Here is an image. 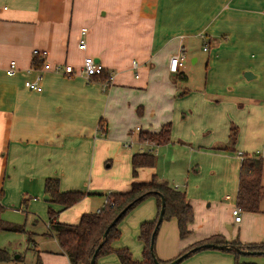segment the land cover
<instances>
[{"label":"crops","instance_id":"1","mask_svg":"<svg viewBox=\"0 0 264 264\" xmlns=\"http://www.w3.org/2000/svg\"><path fill=\"white\" fill-rule=\"evenodd\" d=\"M81 29L87 31L84 51L77 47ZM199 41L207 53L202 87L186 89L199 61ZM34 50L46 51L51 66H72L75 75L44 72L41 90H26L24 81L35 76ZM179 53L185 62L176 74L170 73L169 60ZM86 56L102 65L110 82L82 77ZM189 60L191 69L186 67ZM12 61L15 72L9 75ZM101 122L104 133L99 131ZM168 122L173 124L170 140L192 153L188 166L194 171L202 166V156L216 158L212 175L223 181L219 186L236 178L237 193L241 156L259 155L264 160V0H0V219L8 223L4 212L21 206L14 179L24 174L31 186L20 194L30 198L26 210L34 218L12 247L17 260L32 254L34 263L38 259L41 264H69L55 238L47 234V209L57 212L58 222L74 225L82 214L99 211L105 202L92 195L67 209L43 204L38 198L47 178L57 179L61 192L128 191L131 182H146L152 176L141 168L133 180V153L122 154L119 144L135 129L138 146H148L151 152L161 146L139 142V133L157 132ZM104 160L109 161L108 171ZM26 166L29 171L24 173ZM184 186L188 188L187 182ZM203 187L185 193L193 211L187 237L179 238L175 219L161 222L154 241L158 260L170 262L214 235L226 242H264V201L259 212H242L235 222L231 195L216 196ZM155 216V199L142 201L119 223L112 248L127 249L134 261H141L139 226ZM35 218L43 228H36ZM96 264L119 261L109 254ZM179 264H234V257L207 249Z\"/></svg>","mask_w":264,"mask_h":264},{"label":"trees","instance_id":"2","mask_svg":"<svg viewBox=\"0 0 264 264\" xmlns=\"http://www.w3.org/2000/svg\"><path fill=\"white\" fill-rule=\"evenodd\" d=\"M42 66V57L39 55H32L31 68L40 70ZM109 79V73L104 69L101 74L93 76L91 81H100L104 83L109 81ZM102 125L105 126L104 122H101L99 131L104 130ZM230 131L229 149H233V145L235 143V133L234 129H231ZM170 134L171 123L168 122L162 125L158 132H140L138 135V141L141 143H150L156 146H162L170 142ZM154 162L155 156L150 151L133 153L130 159L132 179H136L139 169L150 168L154 165ZM263 169L264 160L259 157V155L241 156L235 205L239 207L242 212H259V204L264 200V182L262 180ZM42 192L43 195L48 196V204L57 205L61 207V209H67L75 205L86 196L97 195L105 198V202L99 211L82 214L78 223L74 225L58 222L56 220L57 212L50 207L47 209L49 230V233L47 234L48 236L55 238L60 250L68 258L69 264H89V261L97 248L98 251L96 253L94 264H96L98 258L109 254H114L117 257L119 264H154L149 250V245L151 234L154 230L160 210V197L156 194L145 195L138 202H136L126 212V214L110 228L105 240L102 242V235L115 216L127 204L147 192H158L163 196L165 208L162 222L175 219L180 239H184L189 235V226L193 221V211L187 201L185 193L171 188L166 182L158 181L155 176H152L150 180L146 182H131L128 191H112L104 194L61 192L59 191V181L55 178H47L43 182ZM150 197L155 199L156 216L153 221L144 222L139 226L138 240L142 244V259L141 261H134L127 249L114 250L111 245L119 237L118 225L121 220L138 204ZM29 200L30 198H23L21 200V206L26 208V204ZM0 231L25 233L22 227L4 223L1 219ZM201 244H231L242 250L251 252L264 251V242L259 244H241L237 240L226 242L219 235H214L198 242L192 245L188 250ZM227 253L233 255L234 264H257L244 260L243 257L246 256L235 253L234 251H229ZM16 261L19 260H17L15 256L13 257L7 249L0 248V264H7L9 262ZM158 262L163 264L165 263L160 260H158ZM34 264H41V262L37 259Z\"/></svg>","mask_w":264,"mask_h":264},{"label":"rangeland","instance_id":"3","mask_svg":"<svg viewBox=\"0 0 264 264\" xmlns=\"http://www.w3.org/2000/svg\"><path fill=\"white\" fill-rule=\"evenodd\" d=\"M197 55L199 57L198 64L195 65L193 68V71L190 72L191 80L188 84H184V88L186 89H200L203 82V76H204V63L207 58V53L202 52V42L199 41V46L197 49ZM203 64V65H202ZM186 67H189L191 69L192 65H190V60L186 63ZM154 106V105H152ZM148 119L153 123L155 120L152 118L151 115H148ZM171 127H173V124L171 123ZM125 127V125L123 126ZM159 130H157L158 132ZM133 132V133H132ZM130 133L128 138L121 142L119 145L121 147L120 152L123 154L126 153H136V152H145L149 151L150 147L148 146H138V142L136 140V134L135 129ZM128 133V130L126 131V134ZM100 136V134H99ZM132 141V142H131ZM172 141V139L170 140ZM137 142V143H136ZM172 143V144H171ZM150 144V143H147ZM168 147H156L152 148L151 153L155 156V162L154 165L150 168L143 169L145 171V174H149L148 176H155L158 181L166 182L171 188H173L175 185L178 186L180 192L187 193V191L195 190L196 187H199L200 185L204 186L203 188L208 187L210 189H213L212 192L216 196H223L225 193H229L231 195V201L229 202L231 205H235L236 200V178L229 179L227 182H225L222 186H219L223 181H217L216 177L212 175V165L217 164L218 160L215 158L212 161L210 157L202 156L201 164L202 166H196L195 170L198 171V174H195V170L193 171L192 168L188 166V162L192 160V153L188 149L186 150V147L181 146L180 144L175 143V141L170 142L168 144ZM211 150V149H210ZM212 151V150H211ZM199 157V156H198ZM197 157V158H198ZM116 160L115 158H110V160ZM109 162L108 160H104L103 162V169L105 171H108L110 168H106ZM264 170V169H263ZM24 173L29 171V167L23 168ZM202 171V176H201ZM200 172V173H199ZM263 179H264V173H263ZM95 180V179H94ZM102 182H106L104 179H101ZM187 182L188 188L185 189L184 185ZM91 183L85 184V189H89ZM25 186H31L29 185V179L27 178V181L25 180V174L24 177L18 176L16 179H14V187L17 191V196L21 197L19 198V204L20 201L23 199L20 192L22 191V188ZM35 186V183H34ZM95 190V189H91ZM91 191L90 193H92ZM28 196L31 194V192H28ZM44 195L42 194L39 196V200L46 204L47 202L43 201ZM152 198V197H150ZM16 199L9 198V202L15 201ZM264 201V200H263ZM53 205V204H50ZM46 206V205H45ZM233 206V207H234ZM46 209H44V212ZM232 212V211H231ZM242 215V213H241ZM37 218L40 220L44 219L43 215H36ZM3 218L8 219V224L20 226L24 229L25 233L30 229L31 225L34 223L32 222L34 218L28 213L26 208L24 206L18 207V204L13 207L12 209H9L8 211L4 212ZM35 218V219H37ZM38 220V219H37ZM37 223L36 228L41 229L43 228L42 223ZM163 225V224H162ZM34 227H32L33 229ZM27 230V231H26ZM30 231V230H29ZM0 236V248L7 249L10 254H12V247L18 243L19 240H21L23 233H15V232H3ZM28 253V252H27ZM230 254V253H229ZM14 257V255H13ZM158 259V258H157ZM246 261H251L257 264H264V256L263 255H250L243 257ZM16 264H34L33 262V255L28 254V256L23 257L22 260L15 262Z\"/></svg>","mask_w":264,"mask_h":264},{"label":"built area","instance_id":"4","mask_svg":"<svg viewBox=\"0 0 264 264\" xmlns=\"http://www.w3.org/2000/svg\"><path fill=\"white\" fill-rule=\"evenodd\" d=\"M86 34H87L86 29L80 30L77 47L81 51H84L86 49ZM204 50H206V47L204 48ZM32 55L41 56L43 66L40 70H35L31 68V70L35 72L34 78L27 79L23 83L24 88L28 91L39 92L41 90L40 83L42 81V75L44 72H53V73L61 74L65 77H72L75 75V72L72 66L70 65L56 64L54 66H51L50 64L46 63V56H47L46 51L34 50L32 52ZM184 62H185V57L182 53L172 56L169 60L168 71L170 73L176 74L179 71V69L183 66ZM103 70L104 68L102 67L100 63L96 62L93 58L86 56L82 60V64L80 67V74L87 82H90L93 76L101 74ZM6 72L9 75L14 74L15 72V62L14 61L10 62L9 68L6 70ZM106 82H110V79L109 81H106ZM138 130L139 129L136 128V131ZM241 213H242V210L239 207L237 206L233 207L231 214L235 222L240 221Z\"/></svg>","mask_w":264,"mask_h":264},{"label":"water","instance_id":"5","mask_svg":"<svg viewBox=\"0 0 264 264\" xmlns=\"http://www.w3.org/2000/svg\"><path fill=\"white\" fill-rule=\"evenodd\" d=\"M244 77L246 79H249L251 77V74L249 72L244 73ZM150 194H156L160 197V210H159V214H158V218L154 227V230L151 234V239H150V245H149V250L153 259V263L154 264H163V263H159L156 256L154 255V239H155V235L157 233V230L162 222V217L164 214V208H165V201L163 196L158 193V192H147L144 195H141L139 197H137L136 199H134L133 201H131L129 204H127L116 216L115 218L111 221V223L106 227L103 235H102V242L105 240L108 231L110 230L111 227H113L117 221L126 214V212L136 203L138 202L143 196L145 195H150ZM48 196L44 195L43 200L44 201H48ZM207 249H213V250H218V251H225V252H229V251H234L235 253L244 255V256H250V255H263L264 256V251H247V250H242L240 248H238L237 246L231 245V244H224V245H215V244H201L199 246L193 247L190 250L186 251L185 253L181 254L180 256H178L177 258H175L174 260L164 263V264H179L180 262H182L184 259H186L187 257L191 256L192 254L202 251V250H207ZM98 251V248L95 250L94 254L92 255L89 264H94L95 263V258H96V253Z\"/></svg>","mask_w":264,"mask_h":264}]
</instances>
